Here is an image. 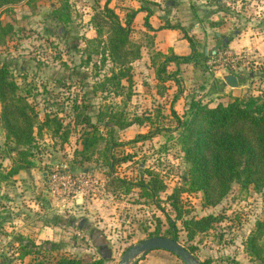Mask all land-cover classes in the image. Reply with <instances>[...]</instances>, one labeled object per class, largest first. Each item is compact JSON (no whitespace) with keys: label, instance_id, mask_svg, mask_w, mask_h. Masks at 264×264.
<instances>
[{"label":"rangeland","instance_id":"rangeland-1","mask_svg":"<svg viewBox=\"0 0 264 264\" xmlns=\"http://www.w3.org/2000/svg\"><path fill=\"white\" fill-rule=\"evenodd\" d=\"M167 1L182 2L187 12L195 7L193 0ZM215 1L206 0L203 5H215ZM129 2L110 3L115 5L122 21ZM104 3L105 0H29L0 10V65L9 67L18 92L27 97L37 115L30 146L32 154L27 157L29 167L15 175L9 173L21 157L18 151L28 147L16 149L0 126V217L7 222V228L3 226L0 230V264H50L60 257L86 263L102 255H109L105 264H117L129 246L156 232L160 236L175 233L177 241L191 249L198 262L210 259V264H257L245 249L255 222L264 216V203L252 187L242 189L234 184L215 206H204L201 192L181 191L177 199L180 218L169 199L176 189L184 186L189 171L172 111L184 119L193 99L207 105L215 99L213 103L217 105L227 104L232 98H214L212 94L204 97L202 92L194 93L190 86L185 98L174 103V95L178 93L175 86L165 95H158L163 88L157 90L154 82L146 80L148 72L144 64L138 65L139 84L146 81L148 85L139 87V92L131 95L138 87H129L126 82L123 88L108 85L103 90L100 84L105 75L117 66L111 61H102L98 54L87 62L84 49L86 39L96 36L89 20ZM142 3L151 2L142 0ZM216 4L234 16L238 29L256 28L264 21V0H219ZM8 26L11 30L4 34ZM139 35L131 33L132 39L137 40ZM243 61L246 64L241 75L249 84L244 96L261 95L264 57ZM220 62L212 67H220ZM77 112L91 116L97 137L101 139L96 152L82 165L73 162L74 154L81 148L84 131L92 128L77 123ZM110 112L124 123L134 119L144 121L124 129L114 126L110 134L106 126L108 119L98 121L100 113ZM48 115L57 116L66 125L65 141L51 129L39 130ZM157 129L159 132L150 136ZM112 135V141L118 144L112 149L113 170L109 161L106 162L104 150L105 141ZM111 177L131 184L147 183L157 177L156 185L162 188L151 197L136 186L125 190L111 183ZM207 214L221 220L189 240L183 221ZM19 231L25 236L35 234L33 241L25 238L40 247L50 242L56 248L34 250L30 245L17 243L14 239L21 236ZM40 231L43 238H36ZM149 255L157 259L149 262L151 258L144 255L137 263L143 259L148 264H183L169 252Z\"/></svg>","mask_w":264,"mask_h":264},{"label":"trees","instance_id":"trees-1","mask_svg":"<svg viewBox=\"0 0 264 264\" xmlns=\"http://www.w3.org/2000/svg\"><path fill=\"white\" fill-rule=\"evenodd\" d=\"M109 1L105 0V3L98 6L91 16L89 24L96 36L86 39L87 47L84 49L87 62L94 54H98L101 55L102 61H111L113 66H117L116 70L112 68L110 74L105 75L100 84L103 90L108 85L114 86L115 89L123 88L125 86L123 82L130 87L132 84L130 64L140 57L139 46L129 37L132 30V19L137 10L128 11L123 24L114 9L109 7ZM21 2H29V0H0V10H7L11 8L10 6ZM144 22L148 25L147 20ZM10 30L11 27L8 26L3 33ZM189 43L192 49L189 55L164 56L158 53L155 56V58L163 57L156 68L158 81L162 82L172 78L178 84L176 75L179 70L167 73L166 67L170 62L179 65L196 61L195 44L191 39ZM11 76L9 67L1 64L0 126L6 132L7 140L16 149L28 147L18 151L21 157L9 173L15 175L20 170L29 167L27 157L32 154L30 146L34 141L33 129L37 115L27 97L18 92L17 84ZM175 99L176 96H174ZM105 114L100 113L98 121H104V117L108 119L106 126L110 134L114 126L124 129L132 123L143 124L144 121V119H134L130 123H124L116 118L115 113ZM172 114L176 116L179 144L185 161L189 165L184 186L176 189L169 196L172 206L178 212L180 207L177 206V199L181 191L201 192L204 206H215L228 195L234 184H238L242 189L252 187L260 194L264 203V93L261 95L248 93L242 97H233L227 104L218 103L214 107L193 99L184 113V119L178 117L175 111H172ZM76 118L77 123L87 124L88 128H92L91 131H84L80 141L81 148L74 154L73 162L82 165L89 161L96 152L97 144L101 139L97 137V129L93 125L95 123L91 122L90 115L77 112ZM65 127L66 125H63L57 116L48 115L40 124L39 130L51 129L59 133L65 141L68 134ZM158 132L159 129L152 132L150 136ZM112 139L113 135L109 141H105L104 145L105 159L106 162L109 161L111 170L114 166L112 149L118 145ZM156 178L153 177L147 183L140 181L137 184H131L117 177H111V183L119 184L120 187H125V190L136 186L143 190V194L153 197L162 188L156 185ZM177 218H180V212ZM220 220L221 218L218 219L213 214H207L199 218L186 219L183 224L188 231V239L191 240L196 234L211 229L213 224ZM168 221L171 225L173 224L170 219ZM171 233L162 236L176 238V234ZM149 235L157 236L159 233ZM245 249L251 259L258 261L257 264H264V216L255 222L254 228L246 239ZM188 250L191 252V249L188 248ZM105 259L107 258L100 256L98 259L85 263L79 259L60 257L50 264H105ZM199 263L210 264V259Z\"/></svg>","mask_w":264,"mask_h":264},{"label":"crops","instance_id":"crops-1","mask_svg":"<svg viewBox=\"0 0 264 264\" xmlns=\"http://www.w3.org/2000/svg\"><path fill=\"white\" fill-rule=\"evenodd\" d=\"M111 1L114 2V0H110L109 7L113 8L120 17V14L114 7L115 5H110ZM203 1L206 2V0L200 2L193 0L192 5L195 7L192 11L190 10V12H187L186 6L182 2L175 1L171 3L167 0H145V2L151 3L144 5L142 0H130V4L126 6L129 8L124 13V20L122 21L121 17L120 20L124 24L126 13L130 10H137L132 19L131 33H139L140 35L137 40L134 38L132 39L131 33L129 37L130 40L139 46L140 50V57L130 64L132 68L131 86L132 88L137 86L138 89L131 91V95H133L134 92H139V87L142 85H148L146 81L142 82L141 85L139 84L140 77L137 71L139 69L138 65L144 64L148 72L146 80H148L149 83L154 82L157 90L161 87L163 88V92L158 93V95L162 96L165 92L173 89V85L175 86V90H177L178 93L174 95L176 96L174 103L185 98L186 94L190 91L188 90L190 86L193 88L190 89H192L194 93L202 92V96L204 97H211L210 94H212L214 98L217 96L224 98L244 96L245 91L249 89L248 82H246L243 79V75H241L243 74L246 61L239 62L236 68L222 65V63H220V67H212V65H209L210 58L213 52L242 54L249 60L258 56L264 57V21H261L262 24L258 25L256 28L246 26L245 28L241 27L238 29L234 23V16L232 18L231 15L227 14L225 10L221 8V5L219 7V4H216L219 0H216L215 5L211 6L203 5L206 4L203 3ZM164 4L170 7V9L166 8ZM216 5H218V7H216ZM145 20H147L148 25L145 24ZM189 39L195 44L197 52L196 61L179 65L170 62L167 65V73H172L176 69L179 70L176 75L178 84L175 83L172 78L162 82L158 81L156 68L159 62L163 60V57L155 58V56L158 53L164 56L171 54L177 56L189 55L192 52ZM154 58L155 60H153ZM227 74L236 76L238 83L237 87H230L225 84L224 77ZM194 88L196 90H194ZM214 100L215 99L210 101L208 106L214 107L216 105V103H213ZM172 108L175 110L174 106ZM43 175L45 174L43 173ZM79 225L82 227L84 222L81 220ZM0 226V230H3V226L7 228V222H5L3 217H0ZM20 234L21 236L19 235L14 241L23 243L24 245H30L34 250L44 249L46 247L48 250L56 248V245L50 242L44 243L41 247L33 242L34 245H36L34 246L29 239L32 238L31 240L33 241L35 234L34 236H25V233L22 231ZM25 237L29 239L27 240ZM7 238L10 240L12 239L10 234H7ZM36 238H43L41 231L36 234ZM38 240L39 239H37V242ZM157 251L164 250H152L145 254L147 258H151L149 262H153L154 259H157L155 256L149 255ZM142 262L143 259L140 260L139 263H136L148 264V261Z\"/></svg>","mask_w":264,"mask_h":264},{"label":"water","instance_id":"water-1","mask_svg":"<svg viewBox=\"0 0 264 264\" xmlns=\"http://www.w3.org/2000/svg\"><path fill=\"white\" fill-rule=\"evenodd\" d=\"M225 84L230 87H237V78L233 74L224 77ZM164 250L178 257L183 264H200L191 252L180 244L176 238L165 236H151L129 246L121 255L117 264H135L138 259L152 250ZM109 255H102L108 257Z\"/></svg>","mask_w":264,"mask_h":264},{"label":"built area","instance_id":"built-area-1","mask_svg":"<svg viewBox=\"0 0 264 264\" xmlns=\"http://www.w3.org/2000/svg\"><path fill=\"white\" fill-rule=\"evenodd\" d=\"M246 59V56H243L242 54H232L228 52H213L210 58L209 65H214L221 61L220 63H222V65L236 68L239 62Z\"/></svg>","mask_w":264,"mask_h":264},{"label":"flooded vegetation","instance_id":"flooded-vegetation-1","mask_svg":"<svg viewBox=\"0 0 264 264\" xmlns=\"http://www.w3.org/2000/svg\"><path fill=\"white\" fill-rule=\"evenodd\" d=\"M67 222H68V220H67Z\"/></svg>","mask_w":264,"mask_h":264}]
</instances>
